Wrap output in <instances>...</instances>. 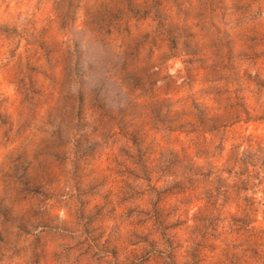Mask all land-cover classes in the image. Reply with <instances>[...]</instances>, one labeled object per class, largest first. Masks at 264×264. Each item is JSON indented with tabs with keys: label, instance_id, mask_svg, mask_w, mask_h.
<instances>
[{
	"label": "rangeland",
	"instance_id": "1",
	"mask_svg": "<svg viewBox=\"0 0 264 264\" xmlns=\"http://www.w3.org/2000/svg\"><path fill=\"white\" fill-rule=\"evenodd\" d=\"M0 264H264V0H0Z\"/></svg>",
	"mask_w": 264,
	"mask_h": 264
},
{
	"label": "trees",
	"instance_id": "2",
	"mask_svg": "<svg viewBox=\"0 0 264 264\" xmlns=\"http://www.w3.org/2000/svg\"><path fill=\"white\" fill-rule=\"evenodd\" d=\"M168 111H164L161 102H155L154 105V120L156 122L166 123L168 129L171 132L179 131V132H186L189 133V131H195L199 130L203 133L205 132H213L215 129L219 128L218 121H220L218 116H208L206 111L199 107L197 104H195L196 111L195 116L196 119L193 121H186L190 128L186 129L185 124H183V121L180 120L182 111L180 110H173L171 109L170 105H167ZM200 127V128H199ZM132 138L134 141H136V144L141 147V144L139 145L140 139L132 134ZM138 161L141 165L139 168L141 171H143V175L146 179L150 178V175L154 169L158 172H165L170 169H180L183 175L192 178L195 175H202L206 176L208 173H205L203 171V166L196 163L193 158L188 157L185 153L181 156L177 151H165L160 154L158 157V162L153 166L150 167L146 164V160L143 156V151L139 148L137 153ZM141 177V176H140Z\"/></svg>",
	"mask_w": 264,
	"mask_h": 264
}]
</instances>
